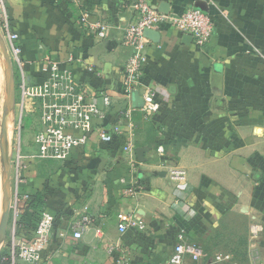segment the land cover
Returning a JSON list of instances; mask_svg holds the SVG:
<instances>
[{
    "label": "crops",
    "instance_id": "obj_1",
    "mask_svg": "<svg viewBox=\"0 0 264 264\" xmlns=\"http://www.w3.org/2000/svg\"><path fill=\"white\" fill-rule=\"evenodd\" d=\"M149 1L157 8L166 3L170 14L180 15L199 0ZM202 1L215 24L206 47H197L167 26L159 31V41L150 40L142 83L160 107L149 118L141 112L133 115L136 156L138 148L145 149L144 162L137 156L135 195L128 192L133 186L128 184L120 136L104 142L95 131L87 145L74 148L64 162L29 164L22 190L27 198L43 196L41 217L45 212L55 217L42 264H167L181 232L204 252L201 260L188 259L187 264H233L216 263L218 255H229L237 264H264V0ZM135 2L81 0L78 6L64 0H6L28 81L43 84V59L56 60L70 69L76 85L111 95L104 126L122 124L126 130L120 120L125 108L122 70L131 52L121 39L137 20ZM82 10L90 13L92 22L110 26L107 39L81 27ZM4 47L9 53L0 31V135L6 118L12 203L14 146L9 128L16 103L6 112ZM13 74L17 100L14 67ZM33 134L23 139L27 155L36 152ZM160 146L169 163L187 171L184 184L174 185L160 165ZM2 192L0 213L4 187ZM27 198L19 203L21 214ZM119 213L144 221L146 229L121 232ZM83 216L92 222L83 237L75 239L70 226Z\"/></svg>",
    "mask_w": 264,
    "mask_h": 264
},
{
    "label": "built area",
    "instance_id": "obj_2",
    "mask_svg": "<svg viewBox=\"0 0 264 264\" xmlns=\"http://www.w3.org/2000/svg\"><path fill=\"white\" fill-rule=\"evenodd\" d=\"M64 1L72 5L81 4V0ZM133 7L137 13V20L125 29L121 39L122 45L131 52L122 70L124 82L121 99L125 103V108L120 112V120L127 127L124 130L122 124L111 128L104 126L108 118L107 110L113 105L112 96L105 92L99 95L88 92L76 85L70 69L62 68L60 62L45 57L42 70L47 74L46 81L41 85L31 84L28 81L21 59L20 37L10 28L6 0H0V31L8 44L13 67L18 70L16 103L20 113V135L13 150L12 181L15 198L11 203V238L5 254H0V264H42L43 254L51 241L55 217L49 212L43 214L36 230L32 232H27L18 226L21 215L19 203L27 198L22 190L26 183L25 173L31 162H64L70 157L74 148L87 145L95 131L104 142L120 136L124 138L123 151L130 172L128 184L133 186L128 192L135 195L134 186L139 163L136 156L133 115L141 112L149 118L156 114L160 107L155 100V94L150 89H145L142 83L150 44V40L144 36V31L146 29L160 31L167 26L191 36L197 47L204 48L214 36L215 24L209 14L194 8L178 15L160 12L149 0H136ZM79 23L88 34L103 40L109 36L110 26L104 21L92 22L87 10L81 11ZM142 89L144 91L141 94ZM136 93L139 95L138 104L134 103ZM29 115L37 117L41 125L34 134L33 141L37 149L32 155L25 154L21 140L23 120ZM157 153L160 165L166 169L171 182L178 186L184 184L187 180V171L179 165L168 162L163 146L158 147ZM117 217L119 229L123 233L131 228L139 231L146 229L145 222L133 215L119 213ZM91 222L89 216H83L80 221L72 223L70 227L74 238L81 239ZM203 256V250L187 242L185 233L181 232L167 264H187L188 259L198 262ZM230 260L229 255L216 257V263Z\"/></svg>",
    "mask_w": 264,
    "mask_h": 264
},
{
    "label": "water",
    "instance_id": "obj_3",
    "mask_svg": "<svg viewBox=\"0 0 264 264\" xmlns=\"http://www.w3.org/2000/svg\"><path fill=\"white\" fill-rule=\"evenodd\" d=\"M194 9L199 10L203 13L208 14L209 8L206 2L199 0L195 3ZM158 10L164 14H169L170 9L169 5L166 3H162ZM144 36L152 40L154 42L159 41L160 39V33L159 31H153L146 29L144 31ZM186 41H192L191 36H187ZM2 42V39H1ZM3 44V43H2ZM5 52V60H6V66H7V85H8V99H7V111H12L14 109L15 103H16V85H15V79L13 74V63L11 61V58L9 56V53L7 49L4 47ZM136 101L139 99V95L136 93ZM137 103V102H136ZM7 142H8V134H7V124H6V118L3 119L2 123V133H1V154H2V162L4 166V176H3V187H4V204H3V216L0 221V242L5 238V234L7 231V227L10 221V211H11V202H10V196H11V166L10 161L7 155ZM144 148H138L137 149V156L138 159L141 162H144Z\"/></svg>",
    "mask_w": 264,
    "mask_h": 264
},
{
    "label": "rangeland",
    "instance_id": "obj_4",
    "mask_svg": "<svg viewBox=\"0 0 264 264\" xmlns=\"http://www.w3.org/2000/svg\"><path fill=\"white\" fill-rule=\"evenodd\" d=\"M16 74H17V78H18V70L17 69H16ZM19 116H20L19 108H18V105L16 103L15 115L13 116L14 117L13 119L11 116L10 121L12 123L10 124V128H9V136H10V139L12 142V146H14V144L17 142V140L19 139V135H20V132H19L20 117ZM21 129H22V132H21L22 146H25L23 143V139L25 138L26 134H29V135H32V133L35 134L34 131L36 129H38V126L35 125V121H34V118L32 116H27V117H24ZM0 145H1V138H0ZM23 151H25V150L23 149ZM1 157L2 156H1V147H0V186H1L0 189H1V193H3L2 187H3V176L5 173V170H4V166H3V162H2ZM0 196H1V194H0ZM11 229H12V212L10 211V221H9V224L7 227L5 238L3 239L2 243L0 244V254H2L7 248L8 241L11 238V236H10Z\"/></svg>",
    "mask_w": 264,
    "mask_h": 264
},
{
    "label": "trees",
    "instance_id": "obj_5",
    "mask_svg": "<svg viewBox=\"0 0 264 264\" xmlns=\"http://www.w3.org/2000/svg\"><path fill=\"white\" fill-rule=\"evenodd\" d=\"M44 203V198L40 194H37L35 197H28L23 203L22 214L18 226L27 232L36 230L44 211ZM5 252L6 251H4L3 254H5ZM230 262L234 263L235 259L231 258Z\"/></svg>",
    "mask_w": 264,
    "mask_h": 264
},
{
    "label": "bare ground",
    "instance_id": "obj_6",
    "mask_svg": "<svg viewBox=\"0 0 264 264\" xmlns=\"http://www.w3.org/2000/svg\"><path fill=\"white\" fill-rule=\"evenodd\" d=\"M2 216H3V209H1V213H0V221L2 219Z\"/></svg>",
    "mask_w": 264,
    "mask_h": 264
}]
</instances>
